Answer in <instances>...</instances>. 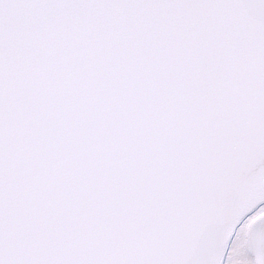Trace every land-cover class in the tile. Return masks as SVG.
I'll return each instance as SVG.
<instances>
[{"label": "snow or ice", "instance_id": "1", "mask_svg": "<svg viewBox=\"0 0 264 264\" xmlns=\"http://www.w3.org/2000/svg\"><path fill=\"white\" fill-rule=\"evenodd\" d=\"M0 264H264V0H0Z\"/></svg>", "mask_w": 264, "mask_h": 264}]
</instances>
